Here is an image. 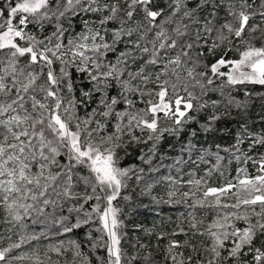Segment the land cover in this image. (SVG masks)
I'll list each match as a JSON object with an SVG mask.
<instances>
[{
  "label": "snow or ice",
  "instance_id": "snow-or-ice-1",
  "mask_svg": "<svg viewBox=\"0 0 264 264\" xmlns=\"http://www.w3.org/2000/svg\"><path fill=\"white\" fill-rule=\"evenodd\" d=\"M257 86L264 0H0V264H264Z\"/></svg>",
  "mask_w": 264,
  "mask_h": 264
},
{
  "label": "trees",
  "instance_id": "trees-1",
  "mask_svg": "<svg viewBox=\"0 0 264 264\" xmlns=\"http://www.w3.org/2000/svg\"><path fill=\"white\" fill-rule=\"evenodd\" d=\"M257 91L264 92V89L259 88L257 86ZM261 107L260 102L256 101L255 105L251 108L249 113V119L250 121H257L258 117L261 114ZM229 125L221 124L220 127H228ZM231 127H235V122H233ZM201 142H204L205 139H207L208 144L213 143H220L222 145H227L230 143V139L226 133L218 132L215 134L214 137H204L203 135L200 137ZM175 143L174 138L168 137L167 141L162 146V151L167 153L170 157L175 155V152L169 151L168 145ZM264 151V149H262ZM135 155V154H134ZM127 163L134 162L133 158H129ZM171 159L166 160V164H171ZM121 205L125 208V213L127 215V223L129 228H134L136 225H140L143 228H150L154 224L155 225H161L163 224V227L165 230L172 227L171 224L168 223L167 218L171 217L173 220L178 215L180 211L183 209L180 208H170L168 206H150L149 200L147 198L137 197L135 194L133 195V199L131 202H125L121 201ZM147 206V207H146ZM67 215V212L64 213ZM4 227H6L3 224H0V232L3 231ZM138 235H143V233H137ZM79 236L83 237V231H80Z\"/></svg>",
  "mask_w": 264,
  "mask_h": 264
}]
</instances>
